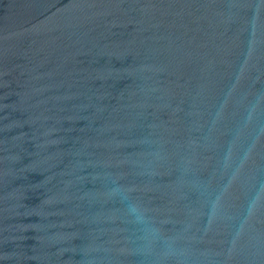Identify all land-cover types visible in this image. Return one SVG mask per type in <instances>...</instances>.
<instances>
[{"label": "water", "instance_id": "water-1", "mask_svg": "<svg viewBox=\"0 0 264 264\" xmlns=\"http://www.w3.org/2000/svg\"><path fill=\"white\" fill-rule=\"evenodd\" d=\"M0 264H264V0H0Z\"/></svg>", "mask_w": 264, "mask_h": 264}]
</instances>
